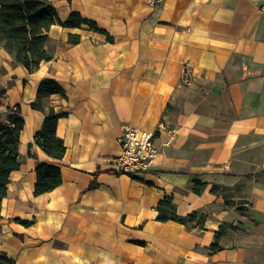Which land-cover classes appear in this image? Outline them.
I'll return each instance as SVG.
<instances>
[{
  "label": "crops",
  "instance_id": "0c3cea01",
  "mask_svg": "<svg viewBox=\"0 0 264 264\" xmlns=\"http://www.w3.org/2000/svg\"><path fill=\"white\" fill-rule=\"evenodd\" d=\"M48 2L61 22L77 13L110 40L53 25L51 60L31 74L0 48V111L18 108L23 118L0 204V252L14 264H263L264 175L241 177L264 171V0ZM70 35L79 42L68 44ZM43 79L64 98L34 110ZM49 108L64 114L55 136L65 153L53 160L35 147L30 158ZM125 125L153 133L159 150L135 177L115 172ZM40 164L57 165L61 183L35 196ZM195 176L207 184L199 194L189 188ZM212 184L230 189L231 206ZM164 196L179 216L203 215L202 226L156 221ZM221 225L220 250L209 252Z\"/></svg>",
  "mask_w": 264,
  "mask_h": 264
},
{
  "label": "trees",
  "instance_id": "16d2710c",
  "mask_svg": "<svg viewBox=\"0 0 264 264\" xmlns=\"http://www.w3.org/2000/svg\"><path fill=\"white\" fill-rule=\"evenodd\" d=\"M53 25L65 28H80L86 26L90 30L106 35V32L97 28L88 20H84L77 13H70L68 18L61 22L55 9L48 0H0V48H3L13 57V61L23 66L29 74L38 69L43 62L51 60V56L45 51V43L48 39V31ZM110 40V38L107 36ZM79 37L70 35L67 43L75 45ZM52 95H59L64 98V91L51 79L39 81L36 91V98L30 104L34 110H42V101ZM64 114L55 113L49 108L44 116L40 130L35 134L33 143L29 146L27 155L35 158L34 149L38 147L46 156L53 160H60L65 147L61 139L55 136V125L57 120ZM23 129V118L19 109L7 108L0 111V204L6 196V187L9 182V175L16 170L19 163L18 144L19 134ZM36 182L34 184V195H42L52 191L61 183L59 167L55 164H40L35 169ZM264 171L255 175H245L243 180L259 179ZM89 185V189L94 187ZM207 187L206 183L195 176L189 180V188L192 192L199 194ZM238 187V186H237ZM230 191L228 187L212 184L209 192L223 200L224 207L231 206L227 197ZM226 194H225V193ZM156 221L175 222L184 226L201 227L204 221L203 215L190 213L186 216H179L176 213L175 205L171 196H164L155 206ZM237 212H242L237 209ZM27 225V222H22ZM194 223V225H192ZM221 225L215 232L213 243L207 248L209 252L220 250L218 241L222 235ZM0 264H14L3 252H0ZM264 264V263H263Z\"/></svg>",
  "mask_w": 264,
  "mask_h": 264
},
{
  "label": "built area",
  "instance_id": "2783aa9c",
  "mask_svg": "<svg viewBox=\"0 0 264 264\" xmlns=\"http://www.w3.org/2000/svg\"><path fill=\"white\" fill-rule=\"evenodd\" d=\"M163 0H148L151 9H157ZM159 150L154 134L125 125L120 138V152L114 159L118 175L135 177L147 173L157 158Z\"/></svg>",
  "mask_w": 264,
  "mask_h": 264
},
{
  "label": "rangeland",
  "instance_id": "374dc122",
  "mask_svg": "<svg viewBox=\"0 0 264 264\" xmlns=\"http://www.w3.org/2000/svg\"><path fill=\"white\" fill-rule=\"evenodd\" d=\"M224 193H225V192H224ZM225 194H226V193H225ZM226 195H227L228 198H230V196H231L230 192H228Z\"/></svg>",
  "mask_w": 264,
  "mask_h": 264
}]
</instances>
